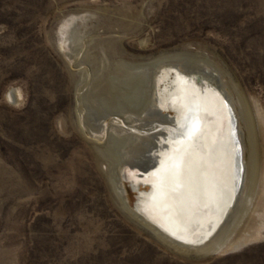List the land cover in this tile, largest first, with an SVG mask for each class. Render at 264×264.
Returning <instances> with one entry per match:
<instances>
[{"label":"rangeland","instance_id":"374dc122","mask_svg":"<svg viewBox=\"0 0 264 264\" xmlns=\"http://www.w3.org/2000/svg\"><path fill=\"white\" fill-rule=\"evenodd\" d=\"M175 71L230 102L243 156L199 246L135 204ZM0 264H264V0H0Z\"/></svg>","mask_w":264,"mask_h":264},{"label":"bare ground","instance_id":"6f19581e","mask_svg":"<svg viewBox=\"0 0 264 264\" xmlns=\"http://www.w3.org/2000/svg\"><path fill=\"white\" fill-rule=\"evenodd\" d=\"M169 73L167 72L161 79L167 81V85L162 92L164 96L154 99L155 104H158L155 110L156 112L157 109L171 110L175 116L172 118L166 115L160 116L158 121L156 120V123L151 125V129L158 132L152 136L155 140L153 139L148 145L149 149L143 155L147 170L138 180L139 183L147 185L149 189L139 191L136 210L143 218L162 226L177 238L191 242V240L204 238L205 234L200 233L199 230L208 229L206 232H212L221 218L211 213L204 218L203 214L212 208L213 202L210 195L214 193L218 183H225L216 168L217 165H223L209 155L208 149L213 145L216 135V130L214 131L215 106L219 103L226 105L225 102L228 100L226 97H221L219 92L207 85L208 83H203L204 87H199L194 80L192 82L194 77L175 71V76L168 79ZM186 97L190 98L193 104L191 111L183 105L182 101ZM228 125L230 126L227 127L226 134L228 138L227 157L228 159L231 157L232 160L236 157L237 160L240 146L237 136L238 122L236 127L233 121L228 122ZM209 141L212 143L208 146ZM195 162L198 167L205 170L204 173L197 172L194 175L196 187L191 186L188 178L189 172H187L188 167ZM180 169L182 172H179ZM237 169L233 178L234 184L230 187L229 183L231 190L239 181ZM238 170L240 171V168ZM211 173L215 175L216 180L208 188L202 175L207 177ZM138 182L134 183L133 188H138ZM200 191H202L201 194ZM191 223L200 225L193 233L188 231V225ZM181 228H184L183 233Z\"/></svg>","mask_w":264,"mask_h":264},{"label":"water","instance_id":"95a60500","mask_svg":"<svg viewBox=\"0 0 264 264\" xmlns=\"http://www.w3.org/2000/svg\"><path fill=\"white\" fill-rule=\"evenodd\" d=\"M192 82L196 83V85H198L199 87H204L203 86L204 84L196 78L192 79ZM182 102H183L184 107L186 106L187 109H189V111H191V108H193V104L191 103V99L186 97ZM225 103H226V105H224L223 103H219L217 106H215L216 126L214 128V131L216 130V133H215L216 135L214 136L215 139H213V143L211 141H209V143H208V146L210 143L213 144L208 149L209 155L212 156L214 158V160L219 161L221 163V165H223V166L217 165L216 168H217V172L219 173V176L222 177V179L224 180L225 183L224 184L218 183V187H216L214 193L213 194L211 193V195H210V199L213 202L212 208H211V210H209L208 212L203 214L204 218H207L210 215V213L214 214L215 216H220L221 218L219 219L218 225L210 233L206 232V231H208V229L199 230L200 233L205 234L204 238L191 240V242H190V241H184L182 239L177 238L176 236L172 235L170 232L165 230V228H163L162 226H159L158 224L151 222L164 235H166V236H168V237H170V238H172L175 241H178L180 243H186V244H190V245H198L199 246V245H202V244L208 242L213 237L215 232L218 230L219 226L224 222L227 215L229 214V210H231L233 208L235 201L237 200V196H238V193H239V190L241 187V176L243 173L242 172L243 163L241 162L243 156L241 155V153H242L241 152L242 151L241 146H239V149H238L239 154L237 153V160H236V157L233 158V160L231 159V157L229 159L227 157L226 145L228 142V138L226 137V134H227V127L230 126V125H228V122L230 123L231 121H233L234 126L236 127L237 119H236V115L234 113V110H233L230 102L228 101ZM229 104H230L233 111L231 110ZM237 129H238V125H237ZM239 141H240V139H239ZM240 144H241V142H240ZM237 167L241 168L240 169V171H241L240 180L236 184V186L234 188H232V190H231L230 187L232 186V184H234L233 178L235 176ZM198 170L200 171V169H198ZM229 183H230V187H229ZM201 192L202 191H200V194H201ZM229 200H231V202ZM225 207H226V209H225ZM223 209H225V210L223 211ZM188 226H189L188 227L189 233H193L195 228L200 227V225L197 223H191ZM181 232L182 233L184 232V228H181Z\"/></svg>","mask_w":264,"mask_h":264}]
</instances>
